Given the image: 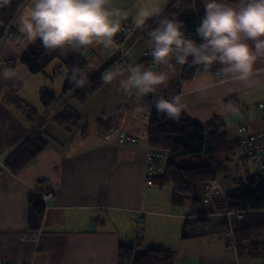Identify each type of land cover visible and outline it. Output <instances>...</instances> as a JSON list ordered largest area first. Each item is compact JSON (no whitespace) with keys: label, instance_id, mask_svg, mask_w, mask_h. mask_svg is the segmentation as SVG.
<instances>
[{"label":"crops","instance_id":"obj_1","mask_svg":"<svg viewBox=\"0 0 264 264\" xmlns=\"http://www.w3.org/2000/svg\"><path fill=\"white\" fill-rule=\"evenodd\" d=\"M16 1L0 9V70L6 68L12 73L7 79L0 75V262L118 264L120 244L140 241L147 248L174 251L176 264H261V258L239 257L233 243L224 242L220 232L209 231L222 225L210 218L207 225L197 223L199 207L188 210L187 204L174 202L172 184L149 180L148 144L130 145L103 137L108 126H117L144 140L148 138L151 109L144 97L135 95L134 90L125 92L119 84L130 68L146 69L142 61L150 54L148 40L139 37L132 41L123 65L114 43L107 49H82V58L92 74L109 64L102 75H117L111 83L104 82L87 103L70 99L68 104L83 121L81 128L70 129L54 120L65 99L50 110L41 101L43 92L63 95L70 73L65 58L70 50L44 71L31 73L22 57L39 40L27 42L17 22L14 33L3 38L19 8ZM123 1V6L120 0H111L110 5L121 13L120 30L113 38L121 44L131 39L125 32L126 25L138 28V10L163 8L169 0ZM8 16L12 19L7 23ZM153 64L148 70L167 74L166 84L156 92L166 94V99L180 97L183 110L195 121L204 124L219 116L222 131L232 140L264 132V115L258 106L264 103V55L258 56L245 81L226 76L222 69L186 79L182 77L183 66L175 61L172 70L155 61ZM37 130L47 145L19 170L9 169L7 158ZM35 193L45 206L38 228L30 226V198ZM47 193L51 195L46 197ZM185 227L188 236L183 238Z\"/></svg>","mask_w":264,"mask_h":264},{"label":"trees","instance_id":"obj_2","mask_svg":"<svg viewBox=\"0 0 264 264\" xmlns=\"http://www.w3.org/2000/svg\"><path fill=\"white\" fill-rule=\"evenodd\" d=\"M227 1L239 3V0ZM16 3L20 6L21 0H17ZM162 9L163 16L175 17L183 21L186 38L194 39L197 43L201 42L195 29L203 18V0H169ZM12 18L8 16L7 23ZM156 27L157 24L152 18L142 28L141 36L149 41L150 32ZM81 51L82 49L75 52L70 50L66 55L65 63L70 70L73 65L77 66L79 71L87 76V83L79 87L67 78L61 97H55L49 92H43L41 95V101L48 110L56 108L65 99L59 105L62 109L56 112L54 120L58 125L72 129L82 126L80 125L82 120L68 104V96L80 104H85L104 86V81L101 79L102 72L106 66H109L108 64L92 74L82 58ZM59 56H61L59 51L49 53L38 41L23 55L22 62L31 73L37 74L44 71ZM150 61L154 60L148 54L142 62H147L148 65ZM220 69H222L221 65L213 64L208 70H204L203 66L192 65L189 60V63L182 67V77L190 79L198 74ZM145 100L147 107L151 109L148 135L150 146L166 155L165 172L149 180L160 185L171 182L172 200L177 204L186 205L188 201L199 203L196 218L199 224L207 225L210 215L223 213L222 220L218 224L231 233L229 243L236 246L239 257L262 259L264 257V180L259 172L251 173L247 169L240 172V162L244 164L248 161L240 145L241 139L232 140L222 131L219 116H214L202 124L182 110L179 121H175L163 113H157L151 98ZM30 110L33 111L31 108ZM45 145L47 142L41 131L32 133L7 158L6 166L13 171L19 170ZM182 156H189L193 164L180 165L177 159ZM214 180L232 182L235 192L224 189L223 195H215L209 201L205 200L210 204H205L203 203V198L206 197L205 185ZM30 204V226L38 228L44 214V201L35 193L30 198ZM237 212L242 213L241 217L234 214ZM232 216L231 221L229 218ZM186 227L182 232L183 238L188 236ZM118 264H176V254L171 250L144 247L140 241L134 245L120 244Z\"/></svg>","mask_w":264,"mask_h":264},{"label":"clouds","instance_id":"obj_3","mask_svg":"<svg viewBox=\"0 0 264 264\" xmlns=\"http://www.w3.org/2000/svg\"><path fill=\"white\" fill-rule=\"evenodd\" d=\"M12 0H0V9L11 5ZM111 0H31L17 16L19 32L27 42L40 45L47 52L79 51L89 46L110 48L120 30V10L112 8ZM162 8L152 11L138 10L136 25L142 27L154 18L157 27L150 32V54L159 65L173 69L176 65L222 66L230 78L245 81L253 72L258 56L264 55V0H239L236 7L220 0H205L203 18L195 32L200 39L184 35V24L178 18L163 16ZM252 42L251 44L249 42ZM4 78H11L8 69L0 70ZM117 73L108 72L101 77L111 83ZM67 78L79 87L87 83V76L73 65ZM167 74L130 68L126 79L119 81L125 91L137 96L155 93L166 84ZM157 113L179 121L184 106L180 97L166 99L161 96L154 103Z\"/></svg>","mask_w":264,"mask_h":264},{"label":"built area","instance_id":"obj_4","mask_svg":"<svg viewBox=\"0 0 264 264\" xmlns=\"http://www.w3.org/2000/svg\"><path fill=\"white\" fill-rule=\"evenodd\" d=\"M31 2V0H23V5L19 8L17 13L14 15L13 22L9 24V26L5 29L6 34L4 39H7L10 32L13 31L15 22L17 20L18 14L27 7V5ZM128 29V28H127ZM1 30V29H0ZM5 33V32H4ZM149 68H153L154 64L153 61H150L148 63ZM154 94V93H152ZM258 106L261 108L263 115H264V103H259ZM105 137L107 140H114V141H120L125 144L130 145H139L141 143V138L134 136L125 130L117 127L112 126L110 127L106 133ZM240 145L242 147V150L244 154L247 156L248 160L255 163L257 166L258 172L261 174L263 180H264V132L258 135H250L248 137H245L240 140ZM148 164H147V174L148 178H151L156 175H161L165 172V165L164 161L166 159V155L161 152L154 150L150 145H148ZM205 200L209 201L212 199L215 195H223L224 191L222 189V186L219 182L216 180L207 182L205 185ZM51 193H47L45 196L49 197ZM236 216L241 217L242 213L237 212L234 213ZM230 215V213H228ZM261 264H264V257L260 260ZM0 264H11L7 262H0Z\"/></svg>","mask_w":264,"mask_h":264},{"label":"rangeland","instance_id":"obj_5","mask_svg":"<svg viewBox=\"0 0 264 264\" xmlns=\"http://www.w3.org/2000/svg\"><path fill=\"white\" fill-rule=\"evenodd\" d=\"M23 3V0H21V4H20V6H19V8L21 7V5H23L22 4ZM124 3H125V1H123V0H120V6H123L124 5ZM30 5V3L27 5V6H29ZM19 8H18V10H19ZM17 10V11H18ZM126 28H125V32H126V34L127 35H129V36H131V39H130V41H128V42H126L125 44H121V43H119V42H114V45L116 46V48H115V50H116V54H118V57L117 58H121L122 57V59L120 60L119 59V62H120V64H122L123 65V62L124 61H126L127 60V51L130 49V44L132 43V41H134V40H136L137 38H139V37H142L141 36V30H142V28L144 27V26H142V27H138L137 29H134L133 27H131V26H128V25H126L125 26ZM128 28V29H127ZM4 32L5 33H3V38L5 37V34H6V30H4ZM14 33V31H11L10 32V34H9V36L11 35V34H13ZM8 36V37H9ZM7 37V38H8ZM38 43V42H37ZM151 56V55H150ZM147 57V56H146ZM143 60H145V58L143 59ZM144 64H145V70H148L149 69V67H148V65H147V62H143ZM108 66H106L105 68H107ZM139 69H141V68H139ZM142 70V69H141ZM103 88V87H102ZM101 90V89H100ZM162 94H164V93H162V92H155L154 94H152V93H150L149 95H147V96H143L145 99H148V98H151V100L153 101V99H155L156 97L157 98H159V97H161V96H163V97H166V94H164V95H162ZM169 96V95H168ZM70 99L72 100L73 98H71V96H68V98H67V100H68V103H70L69 101H70ZM91 99V98H90ZM89 99V100H90ZM74 100V99H73ZM88 100V101H89ZM156 100V99H155ZM87 103V102H86ZM262 103V102H261ZM150 120H151V112H150ZM82 120V119H81ZM82 122L83 121H80V125H82ZM90 123V126H92L93 125V122H89ZM79 128H81L82 126H78ZM110 127H112V126H108L105 130H103V137L106 139V137H105V133H106V131L110 128ZM70 129H72V128H70ZM74 129V128H73ZM122 129V128H121ZM124 130V129H123ZM37 131H39V130H37ZM126 131V130H125ZM127 132V131H126ZM142 140H141V143L140 144H143V143H146V144H148V145H150V143H149V138H147V139H143V138H141ZM177 161H178V163L180 164V165H183V166H188V165H191V164H193V161H192V159L189 157V156H182V157H179L178 159H177ZM240 172H242L243 170H245V169H247V170H249L251 173H258V169H257V166L255 165V163H253L252 161H250V160H248V161H246L244 164L242 163V162H240ZM171 182H167V184H166V186H171ZM221 184H222V186L225 188V190L226 191H231V192H235V187H234V185H231L232 184V182H229V181H221ZM166 189H168V188H166ZM166 189H164V190H166ZM203 203H205V204H210V202H206L205 201V199L203 198ZM198 205H199V203H196V202H193V201H188V203H187V208H188V210H190V209H194V208H197L198 207ZM223 215V213H216V214H212V215H210L209 216V218L211 219V220H213L212 222H216V224H218V223H220L221 222V216ZM231 221L233 220V216L232 217H230L229 218ZM212 222H210V223H212ZM213 224V223H212ZM223 228H213V227H210L209 228V231L211 232V233H218V232H220L221 234H222V237H223V239H224V242L226 241V240H230L231 239V235H230V233H229V231H228V229H223ZM222 230V231H221ZM226 239V240H225Z\"/></svg>","mask_w":264,"mask_h":264},{"label":"water","instance_id":"obj_6","mask_svg":"<svg viewBox=\"0 0 264 264\" xmlns=\"http://www.w3.org/2000/svg\"><path fill=\"white\" fill-rule=\"evenodd\" d=\"M4 8H2L1 10H3Z\"/></svg>","mask_w":264,"mask_h":264}]
</instances>
